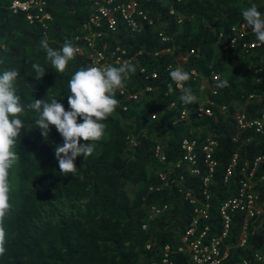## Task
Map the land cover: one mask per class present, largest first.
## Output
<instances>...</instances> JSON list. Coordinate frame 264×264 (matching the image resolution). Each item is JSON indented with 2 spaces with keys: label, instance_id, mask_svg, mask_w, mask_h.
<instances>
[{
  "label": "trees",
  "instance_id": "obj_1",
  "mask_svg": "<svg viewBox=\"0 0 264 264\" xmlns=\"http://www.w3.org/2000/svg\"><path fill=\"white\" fill-rule=\"evenodd\" d=\"M139 2L150 22L130 32L117 21L116 30L106 33L104 41L112 44L116 39L125 56L134 55L130 64L136 71L130 74L126 91L144 86L151 89L142 90L136 99L120 98L116 93L118 106L101 121L104 137L90 142L94 145L91 156L76 158L74 175L59 171L54 149L63 143L62 136L50 125L45 138L34 124L39 114L27 105L35 99L50 103L55 98L69 109V81L76 71L89 68L87 58L77 53L65 72L58 73L47 59L41 40L46 38L56 50L66 41L74 45L73 35L81 29L91 5L87 0H46L49 18L29 22L23 11L13 13L6 2H0V74L6 70L20 73L14 87L25 107L19 116L25 127L14 149L18 159L8 169L12 207L3 221L6 252L0 256V264H140L156 256L165 243L173 249L189 217V206L177 188L163 185L158 178L163 164L153 154L155 142L163 145L166 160L175 161L181 136L209 134L216 139L213 155L217 165L207 185L210 207L206 220L215 226L217 204L232 192L241 175L239 166L243 161L250 165L254 156L264 154V134L251 128L237 130L233 116L235 100L242 103L240 110L246 117L264 109V51L236 53L232 47L222 48L226 40L217 38L218 32H226L231 23L244 20V9L256 5L264 14V0ZM158 32L166 38L161 40ZM165 47L170 51H160ZM232 61H243L247 66L240 72L228 70ZM33 63L46 68L41 80L34 77ZM168 64L187 72L194 69L207 78L208 86L215 89L213 94L204 91L211 101L207 104L209 114L198 117L197 103H182V92L175 88ZM210 69L218 72V79H209ZM190 75L184 87H190L199 99L203 90L197 87V77ZM218 80H226L228 86L217 87ZM170 83L174 89L171 94ZM181 107L189 110L180 118L177 113ZM236 133L239 139L234 141ZM81 143L85 141L81 139ZM233 153L236 162L227 182H223L222 174ZM178 170L185 173L183 166L176 167ZM254 174H264V159ZM182 186L197 192L200 175L184 174ZM256 188L259 201H263L264 177L256 182ZM164 203L167 207L161 213L146 218L149 204L160 207ZM230 217L229 235L223 241L227 254L219 264H234L242 258L248 259L246 264H264L251 257L255 251L264 255V228L248 227L245 245L239 246L236 238L242 213L232 211ZM175 257L184 261L179 253Z\"/></svg>",
  "mask_w": 264,
  "mask_h": 264
},
{
  "label": "built area",
  "instance_id": "obj_2",
  "mask_svg": "<svg viewBox=\"0 0 264 264\" xmlns=\"http://www.w3.org/2000/svg\"><path fill=\"white\" fill-rule=\"evenodd\" d=\"M90 3V10L82 23L81 29L73 35L74 47L78 48V54H83L87 58L89 68H105L108 66H118L124 62H132L134 55L125 56L126 51L118 44L115 39L112 44L104 41L106 33H113L116 30V22L119 21L125 29L130 32L138 30L141 25L150 18L141 7L139 0H87ZM145 1V0H142ZM6 2L7 8L11 12L23 11L27 21H41L43 18H49L46 11V0H0ZM171 12V9H169ZM161 40L166 36L158 32ZM223 37L226 41L222 48L232 47L236 53H251L254 49L264 51V45H261L253 32L252 28L244 20L231 23L226 32L220 31L217 38ZM102 42V44H100ZM170 51L165 47L160 51ZM183 59L184 57L181 56ZM168 73L175 69L168 64ZM192 78L197 77V87L199 90H205L211 94L215 93L214 88L208 86V80L203 75H197L194 69H189ZM209 79H218V72L210 69ZM175 88H177L174 83ZM150 86H144L133 91L123 89L117 90L118 96L136 99L142 90H150ZM179 89V88H177ZM250 96V95H248ZM173 101L169 103L172 105ZM211 103L209 98L198 99L195 106L196 116L210 113ZM221 109L223 106L220 107ZM188 108L181 107L178 110V117H185L188 114ZM155 113L151 114L154 117ZM237 130L251 128L254 132L264 134V109L256 116L246 117L239 110L233 113ZM239 136L234 134L232 140L237 141ZM247 139V137H246ZM216 139L206 134L203 137L183 135L178 140L179 154L175 161L166 160L163 145L155 142L152 150L154 156L163 164L158 170V178L161 183L168 187H176L182 199L188 204L189 217L184 229L177 234V244L173 249L168 243H165L156 256L142 260L140 264H219L225 259L227 246L223 241L229 235L230 212L239 211L242 213L239 231L236 243L244 246L249 233V228L254 229L257 226L264 228V200L259 201L256 182L263 179L264 174L255 177L254 171L257 164L264 159V154H257L248 165L246 161L239 166L240 176L235 182V186L230 194L223 197L217 204L216 212L218 214V225L208 223L209 218V191L207 188L212 174L217 165L214 158V148ZM236 162V153H233L230 162L225 167L222 174V181L227 182L232 168ZM182 167L185 173L175 171L176 167ZM182 170V168H181ZM184 174L200 175V187L195 192L191 186L183 187ZM148 188H151L150 186ZM167 205L164 203L160 207L155 204H149L147 219L161 213ZM145 227V222L141 223ZM148 248L149 244H145ZM184 256V261L177 260L175 254ZM252 259L264 261V255L260 251L252 254ZM248 259L242 258L234 264H246Z\"/></svg>",
  "mask_w": 264,
  "mask_h": 264
},
{
  "label": "clouds",
  "instance_id": "obj_3",
  "mask_svg": "<svg viewBox=\"0 0 264 264\" xmlns=\"http://www.w3.org/2000/svg\"><path fill=\"white\" fill-rule=\"evenodd\" d=\"M242 16L246 24L252 28L257 41L264 45V14L257 9L256 5H252L242 11ZM41 47L46 51L52 68L58 73L65 72L68 62L74 59L79 51L67 41L61 49H53L46 38L41 40ZM32 68L35 71V79L41 80L46 68L36 63L32 64ZM135 71V67L128 62L122 63L119 67L82 68L76 71L69 81L71 95L67 97L68 110L55 98H52L50 103L43 99H35L27 105L28 109L39 114L34 124L41 129L45 138L49 134L50 125L55 126L62 136L63 143L58 144L54 149L62 175L76 173L77 166L74 161L78 156L82 154L86 159L93 154L94 145L90 142L99 141L104 137L105 126L101 121L107 119L115 111L119 104L115 98L116 92L126 87L130 74H134ZM19 75L17 70H6L0 74V256L6 252V233L3 221L12 207L9 198L10 187L7 181L8 169L18 159V154L14 149L17 138L25 127L19 118L20 114L24 113L25 107L14 87ZM169 75L182 92L180 96L182 103L187 105L198 103V97L192 89L184 87L185 82L191 78L189 72L175 68L170 70ZM227 86L226 80H218L217 87ZM173 91L170 83L168 92L171 94ZM78 118H81L82 122L78 123ZM81 139L85 143H81Z\"/></svg>",
  "mask_w": 264,
  "mask_h": 264
},
{
  "label": "rangeland",
  "instance_id": "obj_4",
  "mask_svg": "<svg viewBox=\"0 0 264 264\" xmlns=\"http://www.w3.org/2000/svg\"><path fill=\"white\" fill-rule=\"evenodd\" d=\"M215 47V46H214ZM247 66L246 63H244L243 61H232L231 65L227 68L228 70L231 69V68H234L236 69L237 71H242V69H244L245 67ZM205 90H203L200 95H199V99L200 98H203V97H206L207 94L206 92H204ZM233 104H234V110L235 111H239L241 108H242V103L239 102V101H233ZM234 111V112H235ZM157 170V169H156Z\"/></svg>",
  "mask_w": 264,
  "mask_h": 264
}]
</instances>
